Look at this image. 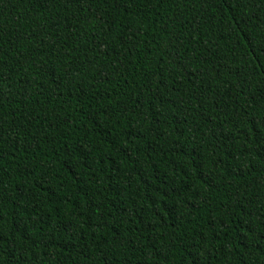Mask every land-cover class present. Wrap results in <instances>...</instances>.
<instances>
[{"label": "trees", "instance_id": "obj_1", "mask_svg": "<svg viewBox=\"0 0 264 264\" xmlns=\"http://www.w3.org/2000/svg\"><path fill=\"white\" fill-rule=\"evenodd\" d=\"M0 264H264V0H0Z\"/></svg>", "mask_w": 264, "mask_h": 264}]
</instances>
